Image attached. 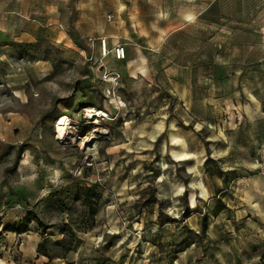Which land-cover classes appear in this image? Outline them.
Masks as SVG:
<instances>
[{"label":"rangeland","instance_id":"rangeland-1","mask_svg":"<svg viewBox=\"0 0 264 264\" xmlns=\"http://www.w3.org/2000/svg\"><path fill=\"white\" fill-rule=\"evenodd\" d=\"M0 264H264V0H0Z\"/></svg>","mask_w":264,"mask_h":264},{"label":"bare ground","instance_id":"bare-ground-1","mask_svg":"<svg viewBox=\"0 0 264 264\" xmlns=\"http://www.w3.org/2000/svg\"><path fill=\"white\" fill-rule=\"evenodd\" d=\"M45 76H46V74L43 75V77H45ZM88 111H93L94 114H96V112H97L98 115H99V113H102L103 112V111L101 112L98 109H93V108H89ZM67 125L68 124H67L66 117L65 116L60 117L59 120L55 124V127H56L55 132H56V137L57 138L63 137V135H64V129L67 127ZM172 138H173V140L180 141V137L177 134H173L172 135ZM185 147H186V144L185 143H182L181 144V148H182L181 150L183 151L185 149ZM175 156H179V154L176 153Z\"/></svg>","mask_w":264,"mask_h":264},{"label":"trees","instance_id":"trees-1","mask_svg":"<svg viewBox=\"0 0 264 264\" xmlns=\"http://www.w3.org/2000/svg\"><path fill=\"white\" fill-rule=\"evenodd\" d=\"M86 190H90V189H86ZM85 203L87 204V206L89 207V210H90V215H94L95 212H96V208L95 206L91 203L89 197H85ZM28 214V213H27ZM26 214V215H27ZM42 246V243L39 244L38 248H39V251L41 250L40 247ZM42 254L47 256V257H50V255L46 252V251H42Z\"/></svg>","mask_w":264,"mask_h":264},{"label":"built area","instance_id":"built-area-1","mask_svg":"<svg viewBox=\"0 0 264 264\" xmlns=\"http://www.w3.org/2000/svg\"><path fill=\"white\" fill-rule=\"evenodd\" d=\"M103 47H104V41H103ZM114 53L117 57H123L124 56V47L120 44H118L115 48H114Z\"/></svg>","mask_w":264,"mask_h":264}]
</instances>
